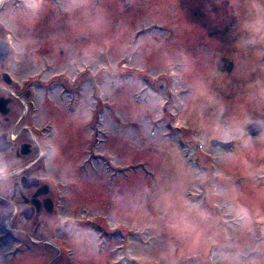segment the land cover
<instances>
[{"label": "rangeland", "instance_id": "374dc122", "mask_svg": "<svg viewBox=\"0 0 264 264\" xmlns=\"http://www.w3.org/2000/svg\"><path fill=\"white\" fill-rule=\"evenodd\" d=\"M0 37L10 165L59 212L19 264H264V0H7Z\"/></svg>", "mask_w": 264, "mask_h": 264}, {"label": "flooded vegetation", "instance_id": "af4514ba", "mask_svg": "<svg viewBox=\"0 0 264 264\" xmlns=\"http://www.w3.org/2000/svg\"><path fill=\"white\" fill-rule=\"evenodd\" d=\"M2 1L5 4L7 0ZM15 1L18 3L22 0ZM7 142H10L9 146H6ZM19 147L10 136H2V141L0 139V155H7L6 159L4 157L5 161L0 158V187L8 184L10 190L9 197L0 194V262L1 258H8L6 260L8 264H19L17 259L25 249L42 248L39 239L32 237L27 230L17 228V217L24 220V226H28L31 218L42 210L50 211L56 221L59 218L55 195L51 193L50 198L46 195L50 190L49 185L42 181L40 176L29 175L27 164L17 167L10 165L13 160L12 154L15 153L18 158H22ZM44 155L45 152L42 151L41 157ZM30 189H34L31 197L28 194ZM17 195L21 197V201H16ZM10 205L14 207L10 208ZM82 216L84 218L81 220L89 219L88 213H82ZM63 225H68V222H63ZM53 230L54 226H51L49 232L52 233Z\"/></svg>", "mask_w": 264, "mask_h": 264}, {"label": "water", "instance_id": "95a60500", "mask_svg": "<svg viewBox=\"0 0 264 264\" xmlns=\"http://www.w3.org/2000/svg\"><path fill=\"white\" fill-rule=\"evenodd\" d=\"M9 53H10V42L6 38L1 37L0 38V66L4 65V62L9 56ZM2 77L5 82H7L8 84H12V79L8 75V73L3 72ZM10 100H11L10 97L0 96V112L2 114L8 113L9 108L7 105ZM261 131H262V126L258 122H252L248 126V132L250 134H259ZM2 136H7L6 132H3L0 134L1 141H2ZM210 142L213 146H221L223 148H230L232 146V142L230 141H224V140L215 139V138L211 139ZM9 143L10 142L5 143L6 146H9L8 145ZM21 151L23 153H28L30 151V145L28 143H23L21 146Z\"/></svg>", "mask_w": 264, "mask_h": 264}]
</instances>
